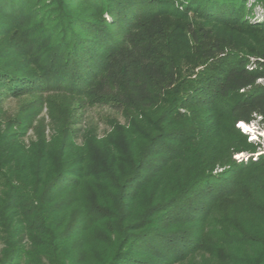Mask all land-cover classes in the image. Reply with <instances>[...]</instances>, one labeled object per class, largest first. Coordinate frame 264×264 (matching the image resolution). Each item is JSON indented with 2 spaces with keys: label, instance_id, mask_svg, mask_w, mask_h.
Instances as JSON below:
<instances>
[{
  "label": "trees",
  "instance_id": "trees-1",
  "mask_svg": "<svg viewBox=\"0 0 264 264\" xmlns=\"http://www.w3.org/2000/svg\"><path fill=\"white\" fill-rule=\"evenodd\" d=\"M258 6L0 0V93L69 89L121 111L155 99L160 113L141 152L135 129L103 158L68 133L31 147L0 134V264H264V153L240 126L264 127Z\"/></svg>",
  "mask_w": 264,
  "mask_h": 264
},
{
  "label": "rangeland",
  "instance_id": "rangeland-1",
  "mask_svg": "<svg viewBox=\"0 0 264 264\" xmlns=\"http://www.w3.org/2000/svg\"><path fill=\"white\" fill-rule=\"evenodd\" d=\"M263 14L261 6L256 7L252 20L262 18ZM216 30L226 38H238L231 29L216 27ZM15 56L6 61L24 66L21 65L23 57ZM114 100L96 98L88 92L53 88L29 90L16 96L0 93V134L14 132L21 142L31 147L42 135L46 141L59 144L68 133L73 147L81 151L96 149L97 156L103 158L112 148L122 151L129 130L139 129V140L134 147L141 152L147 143L146 136L141 134L144 133L142 128L149 132L155 128L145 120V114L157 119L159 105L151 99L143 104L142 109L121 111L118 105H113ZM136 120L139 124L133 125ZM249 130V139L262 145L255 154L264 153V127L254 122ZM247 155L243 152L237 156Z\"/></svg>",
  "mask_w": 264,
  "mask_h": 264
},
{
  "label": "bare ground",
  "instance_id": "bare-ground-1",
  "mask_svg": "<svg viewBox=\"0 0 264 264\" xmlns=\"http://www.w3.org/2000/svg\"><path fill=\"white\" fill-rule=\"evenodd\" d=\"M240 126L244 127L246 130H249L251 127V124H247V123L241 121Z\"/></svg>",
  "mask_w": 264,
  "mask_h": 264
},
{
  "label": "water",
  "instance_id": "water-1",
  "mask_svg": "<svg viewBox=\"0 0 264 264\" xmlns=\"http://www.w3.org/2000/svg\"><path fill=\"white\" fill-rule=\"evenodd\" d=\"M250 131V130H249Z\"/></svg>",
  "mask_w": 264,
  "mask_h": 264
}]
</instances>
